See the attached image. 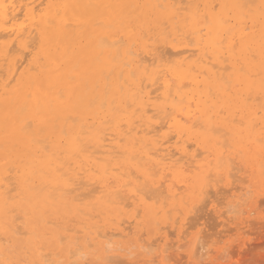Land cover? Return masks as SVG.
<instances>
[{"label":"bare ground","instance_id":"bare-ground-1","mask_svg":"<svg viewBox=\"0 0 264 264\" xmlns=\"http://www.w3.org/2000/svg\"><path fill=\"white\" fill-rule=\"evenodd\" d=\"M182 1L187 3L190 0ZM191 1L198 5L190 10L188 15L190 21L187 27L190 28L193 34L196 46L190 48L183 43L177 45L171 44L174 54L171 55L173 51H169V47L168 51L170 53L166 48L165 53L168 52V59L173 55H176L177 58L171 65L161 66L154 56L155 53L152 52V45L149 46L152 49L143 52L149 55V57L146 55L144 59L142 56L139 57L142 60L136 59L141 53L136 54L130 46L140 41V29L144 24L152 22L155 24L164 15L172 18L180 10H186L182 6L183 2L181 3L180 0H0V217L6 214L5 209H8L7 203L15 197L18 198V194H14L13 191L21 189L22 187L20 188L19 185H23L26 180H31L32 177L30 175L33 173L34 167L37 166L44 167L42 171L48 175H41V184L47 183L52 189L53 193L48 196L52 198V201H60V199L68 196L72 201L71 203L77 204L81 200V196L83 199L89 197L97 201L104 200L108 204V207L118 214L124 210L125 206L127 207L129 199H132V203L136 201L141 202V204H145L148 207L149 211L157 215L159 213L157 210L161 209V205H157L159 201H156V196L153 194L164 186L168 195L170 194L175 198L178 196L182 185H189V179L185 176L186 174L183 175L180 167L177 165L182 162L184 163L185 160L195 155L200 156L198 154L199 151L198 153L196 152L197 154H194L188 150L190 140H194L192 136L196 131L195 128L198 127L200 118L206 123L207 131L213 129V125L216 124L213 113H216L218 108L226 111L227 118L232 117V124L235 123L238 126L246 125L244 132H242L243 130L240 129V126H232L233 128L236 127L235 129L239 135L236 144L241 151L247 153L248 158L251 157L252 160L255 158L260 141L257 135L254 134L255 114L257 113L253 109H249L246 121H241L242 118H235L232 110L234 104L230 106L227 102L236 101V99L230 98L226 100L225 96L230 88L233 89L235 87V82H237V86L243 81L245 87L244 94H248L253 87L258 88L254 86L256 83L254 82V77L258 75L256 69L258 70L259 66L261 70H264V0ZM156 38L153 39V42H156ZM175 39L177 40V38ZM193 40H189V42ZM164 42L166 43V39ZM193 42L190 44H193ZM157 45L159 47L161 44ZM196 50L199 52L198 58L193 59L195 55L194 51ZM254 56L258 58L257 63L253 59ZM162 57H164V54H162ZM224 60L233 68L232 79H229L232 82L228 80L229 84L232 83V85L223 83V70L227 66L223 65ZM75 66L79 72L76 77L71 76ZM138 67L140 70L136 71ZM243 71L244 74H242ZM240 73L242 76H240ZM75 78L82 82L83 89L79 90L78 96H74L75 99L72 101L73 103L71 102L72 104L70 103L71 105L68 107L63 106L64 108L60 107L62 104L61 97L66 93L64 91L70 90V85L72 81H75ZM153 86H156V88L154 87L149 90ZM153 93H156V95H151ZM123 97L128 98L127 102L130 103L132 110H128L129 105H126L127 103L123 104V116L115 119L112 132H108L109 128L96 129L94 128L95 123L87 122L86 119L89 114L87 110L93 106L94 101L98 102L96 110H102V106L108 104V111H110L111 106L115 105L117 107L118 104L122 105L121 101ZM154 97L163 103L169 104L171 112L168 113L165 110L158 111L154 107L155 104L151 102ZM257 98L259 97L257 96ZM65 104L68 105L69 103L65 102ZM75 111H80L82 115L87 116L83 115L82 123L68 130L69 137L67 138L66 127L69 125L68 119L72 117V115L68 114H77ZM153 111H158L160 114L158 116L159 119H163L162 122L159 121L160 126L158 127L157 125L158 128L151 120L153 115L150 113ZM40 115H42L41 117H45L48 122H57V127L60 129L53 135L52 128L46 125V134H44V138H41L42 141H40V143L45 142L43 147L47 148L51 142H67L69 152L80 158L79 160L69 158L66 162H62L59 159V155L62 152L57 155L58 159L55 160L51 158L33 160L34 154H30V156H25L26 152L21 154L26 148L34 146V143L38 144L33 136L39 132L43 124L41 123L33 127L31 120L34 121ZM96 116L95 118H97ZM103 117L105 115L101 116V118ZM135 118L139 120L145 119L146 123H143L145 128H142L143 124L139 125L141 129L138 125H135ZM156 118L155 120L157 121ZM227 118L219 122L221 126L226 124ZM76 120L74 118L73 121ZM241 122L244 124H241ZM102 123L103 121L97 122L98 126ZM157 129L158 131L167 129V131H160L163 132L160 140L153 138V136H147L148 134L156 133ZM172 133L173 137L177 138L174 143L170 141L173 138L171 136ZM200 137L203 139L202 141L207 140L204 135H199ZM121 141H124V145H121ZM198 142L196 143L197 146ZM6 143H12L13 146L19 148L18 153L26 157L24 165H16V169L14 168L16 170L15 176L8 175V173H13V171H9L6 168V162L3 161L5 155L2 147ZM219 144L218 142H213L212 144L213 159L207 160L204 164L198 163L197 165L201 166V168L204 166L210 167V173L206 172L208 170H204L201 175L198 176L197 174L191 181L192 187H197L200 191V196H203L202 192L204 193L207 190L208 185L212 190L209 183L218 171L225 169L228 177H232L233 175V177L239 176L237 172H232L233 174H231L229 167L225 168L228 154L226 155V152L222 149L224 147L222 146L221 148V145L219 147ZM249 144L252 145L250 148L247 147ZM43 147H39L42 148L40 149L41 152L44 150ZM54 152L51 153L53 154ZM125 155L128 157V163H132L136 167V172H134H139L140 175L144 176V179H147L145 180V184L144 182L143 184L141 183L142 180H140L141 182L139 181V176L131 169H125L126 167L117 161L118 157ZM231 158L229 157L230 161H232ZM80 161L84 162V167H81L82 163ZM232 162L230 166H232ZM256 162H254L255 165ZM10 165L13 166V164ZM231 168L234 170L233 166ZM118 170L120 172H116ZM189 171L193 172L192 168ZM18 172L20 174L16 175ZM212 172H215V174ZM94 173L100 174L103 179H99L102 181H94V177H92ZM170 174L174 175L173 177L176 180L173 179L174 181L165 184L167 183L165 179L167 176L170 177ZM48 177H50V180ZM13 180H16V185ZM231 180V184H233V180L238 179L232 178ZM215 182H217V178ZM217 186L219 187L216 183ZM221 188L223 192L226 189ZM24 189L28 191L27 187H24ZM126 190L129 194L128 199L123 194ZM165 190H161V195L164 194ZM226 190L229 191V189ZM235 190H238V188ZM195 194L197 195V191ZM148 197H152L154 200L147 201L150 200ZM216 197L217 195H215ZM221 199H223V196ZM235 201L237 202V198ZM220 202L225 203L223 200ZM202 205L198 207L201 209V207L203 208ZM217 205L220 207L219 203ZM241 205H243V202ZM231 208L226 209L231 210ZM233 208L235 207L233 206ZM169 210L171 211L172 209ZM237 210L235 208L234 211L238 212ZM168 211L164 210V213H169ZM209 211L212 213L211 210ZM80 212L83 211L81 210ZM162 212L160 211L161 214ZM162 215H159V217ZM169 215L171 214L169 213ZM196 215L198 214L196 213ZM171 218L173 217L170 216L169 219ZM226 218L228 219V217ZM233 219L235 218L233 217ZM121 220L117 222L119 227L113 229V232H106V230L98 231V228L96 229L99 236L102 233L106 238L103 240L104 244L112 245L111 241L115 236L124 237L126 235L122 236L127 228L121 226L128 221L127 219ZM130 222L126 225L128 230L130 229L129 225L131 226ZM82 223L87 224L88 222ZM10 224L14 231L18 229V227L15 228V220L11 219ZM140 225L142 226L141 223ZM20 226L18 230L21 229ZM165 226L167 227L168 225ZM83 227L89 228L85 227V225ZM6 231H8V228L4 232ZM79 232L83 231L80 230ZM168 232L170 233V230ZM18 233L22 232L18 231ZM23 234L26 235L25 231ZM143 235L140 236L143 237ZM60 237L63 236L60 235ZM65 237L59 240H63ZM1 239H3L4 244L5 239L3 237ZM78 239L80 240V238ZM136 239L142 241L144 237ZM141 241L140 245L142 246L143 243L141 244ZM154 242L155 240L152 243L154 244ZM90 244L92 245L91 242ZM175 244L176 242H174ZM144 245H147L146 242ZM144 245L145 250L148 245L146 247ZM168 245L170 246L168 243L166 244V248ZM88 246L90 247V245ZM108 246L107 248L109 249ZM153 246L150 245L149 248ZM118 247L117 249L120 248ZM74 248L78 249L76 248V244ZM149 248L148 250L150 251ZM154 248L155 246L151 249L154 250ZM168 249L165 251H168ZM171 249L169 252H172ZM196 249L198 248L196 247ZM79 250H77L78 253L75 252L78 255H80ZM71 251L69 252L71 253ZM111 251H113V248ZM194 251L196 250H193L195 254H192L191 257L197 254ZM89 252H91L90 249ZM130 254L132 255V253H129V256H131ZM48 255L50 256L51 254ZM84 255L82 256L83 258H85ZM185 255L187 254L185 253ZM75 256L72 253V256H69V258L71 257L72 259L74 257L73 261L79 260V258L75 259ZM107 256L110 257L109 255ZM115 256L118 257V255ZM142 261L145 262L146 260ZM142 261L140 260L139 262L142 264ZM72 263L75 264L74 262Z\"/></svg>","mask_w":264,"mask_h":264},{"label":"rangeland","instance_id":"rangeland-1","mask_svg":"<svg viewBox=\"0 0 264 264\" xmlns=\"http://www.w3.org/2000/svg\"><path fill=\"white\" fill-rule=\"evenodd\" d=\"M180 2L182 3L183 1L180 0ZM197 5H198L197 3L191 0L187 3L184 1L182 6L186 8V10L185 9L180 10L179 11V13L181 12L180 14L178 13L172 18H168L164 15V17L158 20V22L156 21L155 24H153L154 22H152L150 24H144L143 26H141L140 41L138 43H133L130 46L131 49L134 52H136V54L141 53L140 55H138L136 59L142 60V58H139V57L142 56L144 59L145 55L149 57V55L143 52L146 50L152 49L151 47H149L150 45H152L153 47L152 52L155 53L154 56L156 57L158 63L161 66L171 65V63H173V61L177 58L176 55H173L171 58L168 59L169 57L168 52L170 50L171 52L173 51L171 55L174 54V50H172L171 44L177 45L179 43H183L184 45H187L190 48H194L196 46L195 45L196 43L193 40L194 38L193 34L190 28L187 27V24L190 21L188 17L190 10ZM232 23H234V21H232ZM155 38H156V42H153L154 41L153 39ZM175 38H177V40ZM165 39H166L167 44L164 42ZM174 40L177 42H175ZM189 40H193L194 42L193 41L189 42ZM191 42H193V44H190ZM157 44L159 45L163 44V45L162 46L160 45L161 47L160 46L158 47ZM165 48L167 49V51L169 49L167 53H165L166 51ZM161 49L162 51L160 52ZM159 52L164 54V57H162V54H160ZM198 53L199 52L197 50L194 51L195 55L193 56V59L198 58ZM253 59L254 61H256V63L258 62L257 57L254 56ZM223 65L225 66L227 65L226 69L223 70L224 72L223 73V78H224L223 83L228 85L230 82H232L230 80L232 79L233 68L230 65H228L227 61L225 60L223 62ZM74 68L75 69H73L71 76L76 77L78 76L79 72L76 66ZM138 70H140L139 67L136 68V71ZM256 71H258V75L254 77V82H256L254 86H257L258 88L253 87L251 90L252 92L250 91L248 92V94H244L243 92H244L245 87H244L243 81L241 82L243 85L240 83V85L238 84L237 86H236L237 82H235L234 84L235 87L233 89L230 88L227 92V95L225 96L226 100L230 98L236 99V101L227 102L229 103L230 106L231 105L233 106L234 104V106L232 107L233 108L232 110H233V114L235 118H240V119L242 118L241 121H246L249 109H253L254 112L257 113L255 114L256 120H255L254 134L257 135L260 141H259V148L257 149L255 158L253 160L251 157L248 158L247 153H245V151H241L239 146H237L236 144L237 143L236 141L239 135H238L237 130L235 129L236 127L233 128L232 126H238V125H236L235 123L232 124L231 123L232 117L227 118L226 111L224 109L218 108L217 112L213 113V116L215 119L214 121L216 122V124L213 125V129L211 131H207L206 123L203 121L202 118H200L198 122V127L195 128L196 131L192 136L194 140H190L188 150L190 151V153H194V154H197L199 151L198 154H200V156L195 155L194 157L185 160L184 163L182 162L177 165L178 167H180V171H182L183 175L186 174L185 176H187V179H189V185L187 184L188 186L187 185L183 186L182 184L184 183H182L181 184L182 188L179 189V194L175 198L172 197L170 194L168 195V192L165 190L164 186L161 187L162 191L165 190L163 192L164 193L163 195H161L162 193L161 190H158L157 192L153 194L154 196H156V201L157 200L159 201L157 205L158 206L161 205V209L157 210L159 211L157 215H154L151 211H149L148 207L145 204H141V202L136 201L135 203H132L133 201L132 199H129L128 202L126 201L128 203L127 207L125 206L124 210H122V212L120 211L118 214L113 212V210L110 207H108V204H106L104 200L97 201V200L90 199L89 197L84 198L85 199L84 200L83 197L81 196L80 197L81 200H79L77 204L71 203L72 201L70 200L68 196L63 199H60V201L58 200L52 201V198L48 197L49 195L53 193L52 189L49 187V185H47V183L41 184L42 183L41 175L42 174H44V176L46 175L42 171L44 167H39V166L34 167L33 173L30 175V177H32L31 180H28V181L26 180L23 185H19L20 188L22 187L21 189L13 191L14 194H18V198L15 197L14 199L10 200L9 203H7L8 209H5L6 216L1 215L0 217V219L2 218L0 220V235H1L0 236V264H50L51 262H52L51 264H53V260H54V264H67V263L69 264L71 260L75 264H141L139 262L140 260L141 261L146 260L147 262L142 261L144 264H149V263L151 264H264V133H263L264 122H262V120H264V70H261V67L258 66V70L256 69ZM242 74H244V71ZM240 76H242L241 73H240ZM74 80L75 81H72L70 85V90L64 91L66 93L63 92L65 95L63 94V96L61 97L63 105L61 104L60 107H63V106L68 107L69 105H71L73 103L72 101L75 99L74 96L76 95L78 96L79 90L83 89V84H81L82 82L78 81L77 78H75ZM228 80L230 82H228ZM75 85L77 86L75 87ZM229 85H232V83ZM238 86L239 87L241 86V87L239 88ZM154 87L156 88V86H153V87H150L149 90H151V88H154ZM261 89H263V91H261ZM151 95L155 96L156 93L155 94L153 93ZM257 96L259 98H257ZM127 101H128V98L123 97L121 101L122 105L118 104L117 107L113 105L111 106L110 111H108V104H105L104 106H102L103 107L102 110H96L98 102L94 101L93 106L90 107L91 109L88 108L89 110H87L89 112L88 116L84 114L83 115L87 116L86 120L88 123H95L94 128L96 129L109 128L108 132H112L114 129L115 119L119 116H123V110H122L123 104L127 103L126 105H129L128 110H132L130 103H128ZM65 102L69 104L67 105L65 104ZM151 102L155 104L154 107L158 109V111L165 110L166 112L168 111V113L171 112L169 108V104L163 103L161 100H157L155 97L152 98ZM158 111H153L150 113L151 115H153L151 120L153 124L155 123L156 127L157 125L159 127L160 122H162L163 120L162 118H160L161 120L159 119L158 116H160V114L158 113ZM75 113L77 114H74V113L68 114V115H72V117L68 119L69 125L68 127H66L67 138L69 137L68 130L71 128L73 129L75 126H77L79 123H82L83 121L82 118L84 116L82 115V113L80 111H75ZM42 115H40L39 117H36L34 121L31 120L33 127L41 123L43 124L39 132L35 134V136H33V138L36 139L35 141H37L38 144L34 143V146L26 148L25 151L21 152V154H23L24 152H26L25 156H30V154H34L33 160H37V159L40 160L43 158L44 159L51 158L55 160V159H58L57 155H59L62 152L61 155H59L60 157L59 159L62 162H66L69 158L79 160L80 158H78L75 154L69 152L67 142L49 143L50 141L49 140L47 141L49 143V146L47 148L43 147V144L45 142L40 143V141H42V139L44 138V134H46V131H45L46 125L52 128V131L54 133L53 135H55L56 132L59 131L60 129L57 127V124H58L57 122H48L45 117H41ZM104 115L105 117L101 118V116H104ZM95 116L97 118H95ZM74 118L77 120L73 121ZM155 118L157 119V121L155 120ZM226 118H227L226 124H224V126H221L219 122L225 120ZM134 120L136 121L135 125H138L140 129H141V126L139 125L146 123L145 119L139 120L138 118H135ZM98 121L100 122L103 121V123L98 126L97 124ZM256 123H258V125H256ZM144 124L142 125V128H145ZM241 124H244V123L241 122ZM245 128H246V125L240 126V129L243 130L242 132H244ZM160 131H167V129H163ZM160 131H158L157 129L156 133H151V134H148L147 136L148 137L153 136V138L160 140L161 134L163 133ZM156 134H159V135H156ZM199 135H204V137H206L207 140L202 141L203 139H201V137L199 138ZM171 136L173 137V133L171 134ZM195 136H197L198 138L197 137L195 138ZM176 139H177L176 137L175 138L173 137L170 140L171 143H174ZM197 139L198 140L201 139V140L198 142ZM197 142H198V146L196 144ZM213 142L215 143L218 142V144L220 143L218 146L220 147L221 145V148L223 146L224 147L222 148L223 151L226 152V155L228 154V159H227L225 168L229 167V170L231 169L230 170L231 174L237 172V175L239 176L233 177L234 175L233 176L231 175L232 177L230 176L228 177V173L226 172L225 169L218 171L217 174H215V172H212L215 174L214 177L215 179L217 178V182H215L214 177L212 178L210 177L212 181H210L209 184L212 190L210 189L209 185L206 189L207 190L209 189V191L211 190L210 191L211 197H210L209 191L207 190L204 191V193L206 194L202 192L203 196L202 195L200 196L199 194L200 191L197 189V187H192L193 184L191 183V181L194 178V176H197V174L198 176L201 175L204 170H208L206 172L210 173V167L204 166L203 168H201V166H197V165L198 163L204 164L207 162V160L214 158V154L212 151ZM121 145H124V141H121ZM40 146L44 148L42 152L40 150L42 148H39ZM251 146L252 145L249 144L247 147L250 148ZM2 149L4 150V155H5L3 161L6 162V166H7L5 167L9 171H13V173L12 172L8 173L9 171L7 173L8 175L10 174L11 176H15L16 165H24L25 164L24 160L26 159V157H23L21 154H19L18 153L19 148H17L16 146H13L12 143H6L5 146L2 147ZM53 151H55L54 152L55 154L51 153ZM229 157L230 158L232 157L231 160L233 162L230 161ZM117 161L123 164V166L126 167L125 169H131L133 172L136 170V167L132 163H128L129 160L126 155L118 157ZM231 162H232V166L234 167V170L231 168L232 166H230ZM254 162H256V165L254 164ZM80 163H82L81 167H84L83 165L84 162L80 161ZM10 164H13L14 167L11 166ZM253 164L254 166H252ZM123 166L122 168H124ZM191 168L193 172L189 171V169ZM182 169L188 172L183 171ZM116 172H120V171L118 170ZM96 173H94V176L91 175L92 177H94V181L100 180L99 178L103 179L100 174L97 175ZM207 173L205 174L207 175ZM18 174L20 173L18 172L16 175ZM135 174L139 176L138 177L139 181L142 180V182L141 181L140 182L142 184L144 182L145 184L146 182L145 180L147 179L146 178L144 179L143 178L144 176L140 175L139 172ZM173 176L174 175L172 174H170V177L167 176L165 179L166 180L165 182L167 183L165 184H168L176 180L174 179L175 177ZM239 177L240 178L242 177V178L240 179ZM232 178H235L238 180H233V184H231ZM48 179L50 180V177H48ZM111 180H114V179H111ZM13 182L15 183V185L17 184L16 180H13ZM111 183L113 184V182ZM216 183L219 185V187L221 186L223 188L229 189V191L224 189V192H223L222 191L223 189L221 187L220 189L218 186L216 187ZM13 185L12 187L15 186ZM24 187H27L28 191H26ZM236 187L238 188V190H235L237 189ZM194 191L195 192L197 191V195L195 194ZM213 192L214 194H212ZM216 193H219L220 195ZM123 194L126 195V198L129 197L127 190L124 191ZM166 195L168 196L166 197ZM215 195H217L216 198H215ZM222 196H223V199H221ZM236 198H237V202L235 201ZM149 199L150 200H147V201L154 200L152 197H150ZM222 200L225 203L220 202ZM164 201H166L167 203ZM216 202L220 204V207L219 205H217L218 203ZM242 202H243V205H241ZM199 205L200 206L202 205L203 208L201 207L200 209L198 207ZM233 206L236 208V210L238 209L237 210L238 212L234 211L235 208H233ZM225 207L231 208V210L230 209L228 210ZM169 209H172V210L170 211ZM81 210L83 212H80ZM164 210L166 211L169 210L168 212L171 215H169V213L167 212L165 214ZM209 210H211L212 213ZM160 211L161 212L163 211L162 214L164 215H162ZM196 213L198 215H196ZM159 215H162L163 217L162 216L159 217ZM189 215H192V216H189ZM194 215L196 216L194 217ZM164 216L167 218H165ZM170 216H172L173 218L169 219ZM17 217H20V218H17ZM226 217H228V219ZM233 217L235 219H233ZM11 219L15 220V228L18 227L19 229V225H21L20 230L15 229L14 231V229L11 227V224H10ZM123 219L124 220L127 219L128 222L131 221L130 222L131 226L129 225V227L130 229L132 228V230L130 229L128 230V227H126V225H128V222L126 224H123L121 227H124L127 229L122 236H124L125 234L126 235L124 237L117 235L111 241L112 245L108 244L109 245L108 246L106 243L105 245L103 240H105L106 238L103 236L102 233H101V236H99L98 235L99 233L97 234L96 229L98 228L97 229L98 231L106 230V232L108 231L113 232V229H116L117 227H119L117 222H119L120 220L123 221ZM60 221H63V222H60ZM158 221H160V223H158ZM250 221L252 223L251 225H250ZM82 222H86V223L88 222V223L84 224ZM226 222H228L227 225H225ZM237 222L240 224H238ZM140 223L142 224V226L140 225ZM96 224L98 225L95 226ZM84 225L85 227H89V228L88 229L84 228L83 227ZM165 225L169 226V227L167 226L168 230ZM191 225L192 226L194 225V226L192 227ZM186 227L188 228L191 227V228L186 229ZM6 228H8V231L4 232ZM77 229L83 232H79ZM185 229L186 231L188 230L187 233ZM169 230H170V233L168 232ZM18 231L19 232L21 231L22 233L19 234ZM24 231L26 235L23 234ZM129 231H131L130 234H128ZM154 232L155 233L157 232L156 233L157 235ZM142 233L143 234L145 233V234L143 235ZM139 234L143 235L144 237L142 241L136 239L138 237L139 239L143 238ZM60 235L63 237L66 236L65 239L59 240L60 238H63V237H60ZM2 237L5 239L4 244H3V239H1ZM76 237L80 238V240L78 238L76 239ZM170 237L171 239L169 240ZM150 240L152 241L149 243ZM154 240L155 242L153 244L152 242ZM88 241H90L92 245L90 244V242L88 243ZM140 241H141V244L143 243L144 245V243L146 242V244L148 245V247L145 248V250H144L143 245L142 246L140 245ZM174 242H176L175 245H174ZM168 243L170 244V246L173 244L175 247L172 245L173 247L171 246L172 247L171 249V247L168 245L170 248L168 246L166 248V244ZM75 244H76V248H78L77 250H79L80 248L83 249V250L82 249L79 250L80 255L77 254L78 251L74 248ZM88 245H90V247ZM150 245L152 246L154 245L156 249L155 248L154 250L151 249L154 246L149 248ZM107 246L109 247V249L107 248ZM117 246H119L121 249L119 247H118L119 249H117ZM195 246L198 249H196ZM202 246H203V249H202ZM112 248H113V251H111ZM148 248L150 249V251L148 250ZM70 249L76 250L75 252L77 253H75L74 250L71 251ZM89 249L91 252H89ZM164 249L165 250L168 249V251H165ZM170 249L173 253L169 252ZM194 249L196 250L194 252L197 253L196 254L197 256L195 255L196 257L195 256L191 257L192 254L193 255L195 254L193 253ZM48 251L50 252L47 253ZM69 251H71V253ZM72 253L74 254V256L76 255L75 259L79 258V260L73 261L74 257H72V259L71 257L69 258V256H72ZM129 253H132V255L130 254L131 256H129ZM185 253L187 255H185ZM48 254H51V255L49 256ZM111 254L118 255V257L115 255L112 256ZM83 255L85 258L82 257ZM107 255L109 256L111 255V256L108 257ZM123 255L125 256L124 258L126 259V261L123 258ZM108 258H110L111 261L108 260ZM44 259H47V260L44 261ZM137 260H138V263H137ZM153 260H155L154 263H153ZM72 262L70 264H73Z\"/></svg>","mask_w":264,"mask_h":264}]
</instances>
